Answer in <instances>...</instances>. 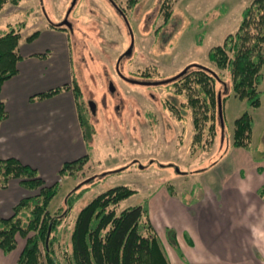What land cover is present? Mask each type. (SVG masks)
<instances>
[{
  "label": "rangeland",
  "instance_id": "1",
  "mask_svg": "<svg viewBox=\"0 0 264 264\" xmlns=\"http://www.w3.org/2000/svg\"><path fill=\"white\" fill-rule=\"evenodd\" d=\"M250 1L137 0L129 6L128 0H76L73 5V0H20L0 8V34L23 23L22 44L50 23L64 27L71 75L79 84L94 130L85 144L88 162L75 175L61 177L48 205L51 214L61 215L55 245L61 264H66V253L71 251L75 216L95 195L118 185L130 186L135 192L119 203V209L146 203L160 187L181 199L197 197L202 180L216 182L207 171L228 151L234 119L245 111L253 117L252 144L261 142L264 67L262 105L253 107L234 95L230 71L219 68L209 56L213 46L237 29ZM164 11H170L165 24ZM190 64L209 68L215 91L221 98L228 96L216 118L213 142L204 139L208 146L192 144L191 111L181 104L185 96L174 94L172 85L164 83ZM172 100L178 108L183 106L181 120L169 108ZM74 191L80 195L69 206L66 197ZM23 244L24 238L18 235L10 254L0 250V264L15 261Z\"/></svg>",
  "mask_w": 264,
  "mask_h": 264
},
{
  "label": "trees",
  "instance_id": "2",
  "mask_svg": "<svg viewBox=\"0 0 264 264\" xmlns=\"http://www.w3.org/2000/svg\"><path fill=\"white\" fill-rule=\"evenodd\" d=\"M19 1L0 0V8L7 2L16 4ZM136 2L128 0V5L132 6ZM165 6L163 3L161 7ZM164 12L165 24L170 11ZM49 25L64 29L58 24ZM23 27V23H18L0 34V90L3 82L17 73L16 65L21 57L18 51L20 30ZM38 33V30L34 31L27 36V40H32ZM209 56L219 68L230 71L235 96L246 99L253 107L261 104L264 0H251L245 6L237 29L228 33L222 43L213 46ZM164 83L172 85L174 94L185 96L181 104L191 111L192 144L199 147L213 142L217 130L216 118L220 115L219 94L215 91L216 81L209 68L201 64H190ZM66 89L73 92L82 137L87 144L94 130L86 117L82 93L74 76H71L70 82L41 92L36 97H49ZM227 98H221V109ZM174 100L169 101V108L181 120L183 106L180 104L178 108ZM6 117L5 104L0 99V122ZM252 127L253 117L248 111L235 118L232 144L248 150ZM88 160L89 154L85 153L64 162L58 170V180L47 184L36 168L16 157H0V188H6L15 179L23 188L35 192L22 197L13 206L10 216L0 217V250L10 252L17 246V236L24 238L14 264H61L55 253L61 215L51 214L48 205L58 191L61 177L66 174L75 175ZM134 192L127 185L111 187L95 195L80 208L70 233L71 251L66 253V264H170L150 220L147 202L118 208L119 203ZM74 193L77 194V191L66 197L69 206L80 195L78 193L74 196ZM167 234L173 237L174 232L167 229ZM168 239L177 256L184 261L174 238Z\"/></svg>",
  "mask_w": 264,
  "mask_h": 264
},
{
  "label": "crops",
  "instance_id": "3",
  "mask_svg": "<svg viewBox=\"0 0 264 264\" xmlns=\"http://www.w3.org/2000/svg\"><path fill=\"white\" fill-rule=\"evenodd\" d=\"M38 31L32 40L19 42L17 73L1 86L7 117L0 122V157L18 158L51 183L58 180L62 164L84 155L86 147L72 90L36 97L72 76L66 30L49 25ZM253 130L254 125L248 150L230 141L228 151L207 171L216 182L202 180L197 197L181 199L160 187L147 200L170 264H264V135L253 145ZM28 191L14 179L0 188V217L10 216ZM170 237L185 262L171 247Z\"/></svg>",
  "mask_w": 264,
  "mask_h": 264
},
{
  "label": "water",
  "instance_id": "4",
  "mask_svg": "<svg viewBox=\"0 0 264 264\" xmlns=\"http://www.w3.org/2000/svg\"><path fill=\"white\" fill-rule=\"evenodd\" d=\"M75 1L76 0H73L72 5L75 3ZM66 21H67V19L64 20L63 23H65ZM91 108H93V107L91 106ZM218 110H219V114H221L222 113V109H221V97H220V95H218Z\"/></svg>",
  "mask_w": 264,
  "mask_h": 264
},
{
  "label": "flooded vegetation",
  "instance_id": "5",
  "mask_svg": "<svg viewBox=\"0 0 264 264\" xmlns=\"http://www.w3.org/2000/svg\"><path fill=\"white\" fill-rule=\"evenodd\" d=\"M132 81H137L138 82L139 80H132Z\"/></svg>",
  "mask_w": 264,
  "mask_h": 264
}]
</instances>
